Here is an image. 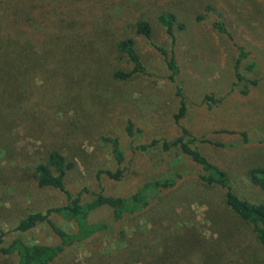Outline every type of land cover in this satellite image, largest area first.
<instances>
[{"label":"rangeland","instance_id":"374dc122","mask_svg":"<svg viewBox=\"0 0 264 264\" xmlns=\"http://www.w3.org/2000/svg\"><path fill=\"white\" fill-rule=\"evenodd\" d=\"M26 3L40 19V29H28L23 37V48L34 49L35 60L21 69L25 80L18 103V93L4 95L0 80V109L20 102L25 108L18 124L9 127L7 121L6 127L0 121V247L17 238L29 245L59 242L46 223L27 233L15 231L30 214L67 204L62 192L38 184L37 167L48 165L50 154L59 152L73 164L67 188L75 194L88 189L85 200L101 192L128 197L144 183L171 172L181 173L183 179L154 209L138 217L115 222L109 208L94 212L90 222L107 224L109 230L69 249L55 264H143L129 257L133 242L141 237L153 245L165 239L167 264H196L200 253L203 264H264V245L253 227L226 205L223 189L200 180V166L176 152L137 149L153 140L172 141L187 129L200 140L196 146L203 155L227 172L240 198L264 204V190L251 177L253 170L264 168V0ZM169 15L176 19L175 54L181 68L174 80L165 57L153 46L172 49L160 21ZM2 17L0 13V27L7 30L4 34L17 41L19 29H8ZM218 21L226 24L233 40L214 28ZM140 22L151 25L152 41L137 33ZM127 39L135 41L151 76L115 79L117 72L128 73L134 67L118 48ZM239 47L249 57L239 68L244 80L235 86ZM251 64L253 70H249ZM179 89L188 113L177 122ZM245 89L248 95L242 94ZM129 121L135 124L134 139L127 134ZM241 133L247 134L248 143ZM106 137L119 140L125 154L122 165L113 157ZM204 139L211 143L201 142ZM119 169L123 170L121 180L108 176L107 172ZM53 221L67 232L76 230L59 216ZM216 248L225 254L212 255ZM137 251L136 247L131 250ZM0 264H18V257L0 254Z\"/></svg>","mask_w":264,"mask_h":264},{"label":"trees","instance_id":"16d2710c","mask_svg":"<svg viewBox=\"0 0 264 264\" xmlns=\"http://www.w3.org/2000/svg\"><path fill=\"white\" fill-rule=\"evenodd\" d=\"M24 4H27L26 0L22 2L19 0H0V13H2V18L7 23L8 29H19L17 37L20 40L17 38L16 41L10 39L9 35L4 34L7 31L4 27H0V80L4 83L1 89L4 90V95L12 94L16 96L18 93L15 98V102L17 103L21 95L23 81L25 80L22 79L20 73L24 70L23 67L25 63H31L35 60L32 54L34 49L28 51L23 48L25 40L23 37H26L28 29L34 32H39L40 29V19L33 14L34 8H27ZM199 19L202 20L201 18ZM160 21L171 38L172 49L168 50L155 43H153V46L165 57L169 70L172 73L171 79L174 80L175 77L179 76L181 73V68L175 54V47L178 42V37L174 28L176 19L173 15H169L162 16ZM214 28L230 39H234L224 22H215ZM179 29L183 30L184 26L180 25ZM137 33L146 37L149 41H152V28L148 22L138 23ZM29 40L32 41L31 38ZM118 48L120 52L128 56L134 67L133 70L128 73L117 72L114 75L116 80H128L135 75L151 76L140 59L133 39L120 42ZM239 51L240 55L235 66V75L237 78L235 86L244 80L239 68L242 62L249 57V53L246 52L243 47H239ZM253 69L254 64H251L249 70ZM5 80H7V82H4ZM17 82L18 85L16 84ZM251 84L257 85V81H252ZM1 85L0 83V87ZM15 88L18 89L15 90ZM12 89L14 90L12 91ZM242 94L248 95V89L243 90ZM178 96L180 97V109L175 116L177 122L184 119L188 113L187 102L181 89L178 91ZM208 99L212 102H217L213 96H209ZM17 103L0 109V111L4 113V116L0 115V121L3 120L6 127L8 125L7 121H9L10 124L9 127L20 122L21 116L23 115L22 111L25 108H23L24 104L21 102L20 104ZM138 132L140 133L141 131L139 130ZM127 134L133 139L136 138L135 124L132 121L128 122ZM232 134L237 133L232 132ZM241 135L244 137V142L248 143L249 139L247 134L241 133ZM104 140L111 145L112 155L117 163L122 165L125 162V154L119 140L112 137H106ZM198 141L200 140L194 137L189 130L183 129L182 135L172 141L153 140L151 143L138 146L137 149L142 152L161 150L165 154L176 152L177 154L190 157L194 163L202 168L203 174L200 176V180L208 187H219L224 190L226 205L240 220L253 227L258 240L264 245V204H253L240 198L234 191L227 172L210 162L203 155L196 146ZM201 142L211 143V141L205 139ZM217 146L223 145L218 143ZM72 168L73 164L67 163L66 158L59 152H52L50 154L48 165H40L37 167L39 186L41 188L51 187L59 190L67 198V204L50 208L45 212L32 213L23 219L15 229L17 232L27 233L40 224L46 223L51 227L59 242L54 245H29L22 239L17 238L13 240L9 246L0 247L1 255H16L18 257V264H55L69 249L86 243L99 234L109 230L107 224L90 222V217L94 212L102 208H109L112 211L115 222L138 217L148 210L154 209L153 207L163 199L164 195L176 188L183 179L181 173L171 172L164 178L144 183L141 188L128 197L109 196L101 192L95 194L92 200H85L83 196L85 193L89 192L88 189H84L75 194L66 186V177ZM100 174H103V172H100ZM107 174L110 178L115 180H121L123 178V170L121 169L116 173L107 172ZM251 177L253 183L264 190V168L253 170L251 172ZM55 215L74 224L76 230L70 233L61 228L53 221ZM150 242V239H143L142 237L133 242V248L136 247L138 251L132 253L131 250L133 251V248L129 251V257L131 259L134 257L132 262L143 264H167L168 260L163 256L168 246L165 239H162L160 243L158 242L156 245ZM208 247H210L209 244L203 248L200 247V251H204V249ZM145 251H147V253H145ZM217 251L222 256L225 254L221 248H216V251H213L212 255L216 254ZM200 254L197 257V260L200 262L196 264H203L204 258H202Z\"/></svg>","mask_w":264,"mask_h":264}]
</instances>
